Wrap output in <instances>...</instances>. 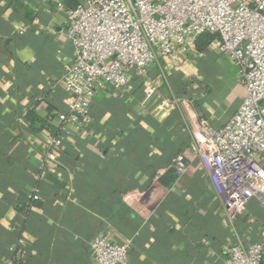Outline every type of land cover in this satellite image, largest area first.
Here are the masks:
<instances>
[{"label":"crops","instance_id":"1","mask_svg":"<svg viewBox=\"0 0 264 264\" xmlns=\"http://www.w3.org/2000/svg\"><path fill=\"white\" fill-rule=\"evenodd\" d=\"M65 29V15L42 0H0V264L21 239L24 264H96L90 243L100 233L132 240V264H224L232 241L257 240L264 207L251 201L232 222L194 154L201 120L222 127L245 96L218 38L172 70L151 68L158 92L147 102L149 82L137 75L97 92L89 128L63 138L57 114L72 98L58 51L75 56ZM173 97L188 101L158 108ZM29 114L55 130H34ZM180 152L193 170L178 178Z\"/></svg>","mask_w":264,"mask_h":264},{"label":"built area","instance_id":"2","mask_svg":"<svg viewBox=\"0 0 264 264\" xmlns=\"http://www.w3.org/2000/svg\"><path fill=\"white\" fill-rule=\"evenodd\" d=\"M42 2L54 16L65 15L66 36L75 48L73 58L58 51L61 83L72 98L67 110L57 114L63 138L89 128L97 92L121 91L137 75L149 82L147 102L158 92L150 82L151 68L174 69L182 56L195 50L202 34H217L215 51L237 69L245 96L222 127L201 120L193 141L195 158L232 222L247 214L251 201L264 207V0H77L75 8L67 0ZM27 31L19 29L21 35ZM187 101L173 97L158 108ZM192 162L186 152L178 153L172 162L176 176L191 172ZM26 245L21 239L18 246H10L15 259L22 257ZM131 247L132 240L114 243L106 233L90 243L96 264H132ZM224 264H264V230L252 242L232 241Z\"/></svg>","mask_w":264,"mask_h":264},{"label":"trees","instance_id":"3","mask_svg":"<svg viewBox=\"0 0 264 264\" xmlns=\"http://www.w3.org/2000/svg\"><path fill=\"white\" fill-rule=\"evenodd\" d=\"M29 11H27L28 13ZM28 17L29 13H28ZM218 38L217 34H213V33H209L206 32L204 34H202L197 42H196V46L195 49L198 50L199 52H203V51H208L210 49L211 44ZM28 119L31 121V125L34 128V130H41L44 128H48L51 130H55L53 127H51L50 125L46 124L45 121L35 117L33 114H29L28 115ZM14 264H24V261L21 258L19 259H15L14 260Z\"/></svg>","mask_w":264,"mask_h":264},{"label":"water","instance_id":"4","mask_svg":"<svg viewBox=\"0 0 264 264\" xmlns=\"http://www.w3.org/2000/svg\"><path fill=\"white\" fill-rule=\"evenodd\" d=\"M67 3L70 5V6H72V7H76V5H77V0H67Z\"/></svg>","mask_w":264,"mask_h":264}]
</instances>
